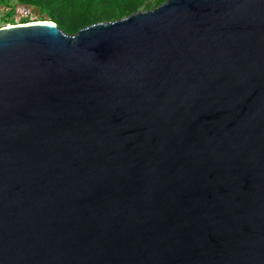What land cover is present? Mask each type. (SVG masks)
<instances>
[{
    "label": "water",
    "instance_id": "1",
    "mask_svg": "<svg viewBox=\"0 0 264 264\" xmlns=\"http://www.w3.org/2000/svg\"><path fill=\"white\" fill-rule=\"evenodd\" d=\"M0 264H264V0L0 28Z\"/></svg>",
    "mask_w": 264,
    "mask_h": 264
},
{
    "label": "trees",
    "instance_id": "2",
    "mask_svg": "<svg viewBox=\"0 0 264 264\" xmlns=\"http://www.w3.org/2000/svg\"><path fill=\"white\" fill-rule=\"evenodd\" d=\"M166 0H0L7 7L15 4L28 5L39 11L49 21L56 23L68 34H75L82 28L99 22L125 18L143 6H157ZM14 11L3 16L4 24L14 21ZM32 18L22 19L23 24ZM46 21V20H45Z\"/></svg>",
    "mask_w": 264,
    "mask_h": 264
},
{
    "label": "built area",
    "instance_id": "3",
    "mask_svg": "<svg viewBox=\"0 0 264 264\" xmlns=\"http://www.w3.org/2000/svg\"><path fill=\"white\" fill-rule=\"evenodd\" d=\"M11 11H14V16L16 18H20L21 20L32 18L35 14L34 8L28 5L15 4L13 7H7L0 3V23L2 22L3 16ZM0 28L2 27L0 26Z\"/></svg>",
    "mask_w": 264,
    "mask_h": 264
},
{
    "label": "rangeland",
    "instance_id": "4",
    "mask_svg": "<svg viewBox=\"0 0 264 264\" xmlns=\"http://www.w3.org/2000/svg\"><path fill=\"white\" fill-rule=\"evenodd\" d=\"M157 7V5L155 3H152L151 4V7H147V5L143 6L140 10H147V9H153ZM35 11V14L34 16L32 17V19L30 20V23H38V22H49L47 21L48 19L42 15L39 11H37L36 9H34ZM46 20V21H45ZM23 21L20 19V18H16L14 19V21H12L11 23H6L4 24L3 21L0 23V26L2 28L4 27H9V26H18V25H24L22 23ZM26 24V23H25ZM29 24V23H27Z\"/></svg>",
    "mask_w": 264,
    "mask_h": 264
}]
</instances>
